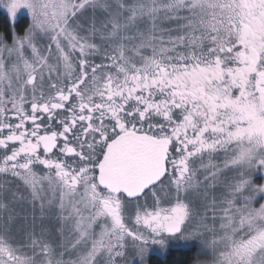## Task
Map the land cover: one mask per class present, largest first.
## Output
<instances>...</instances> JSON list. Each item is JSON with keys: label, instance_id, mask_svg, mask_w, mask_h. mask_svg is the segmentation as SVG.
<instances>
[{"label": "snow or ice", "instance_id": "obj_1", "mask_svg": "<svg viewBox=\"0 0 264 264\" xmlns=\"http://www.w3.org/2000/svg\"><path fill=\"white\" fill-rule=\"evenodd\" d=\"M0 8V264H264V0Z\"/></svg>", "mask_w": 264, "mask_h": 264}, {"label": "rangeland", "instance_id": "obj_2", "mask_svg": "<svg viewBox=\"0 0 264 264\" xmlns=\"http://www.w3.org/2000/svg\"><path fill=\"white\" fill-rule=\"evenodd\" d=\"M0 11L2 13H4V15L7 17L8 21H10L12 26L17 22L16 21L17 18H26L29 21V24H30V16H29V13H28V11L26 9L21 8L20 10H18L14 19H10L9 14L6 11V9L0 8ZM225 173H228L229 177H231L233 175V173L231 171H226ZM257 174H263L264 175V168H261V167L258 166L256 170H253V172L251 173V176H250L251 184H253V180L257 176ZM201 179H202V177H201ZM262 185H264V183ZM219 191H220V189H216V193L217 194L219 193ZM260 194L262 196H264V192H259L256 195H260ZM256 202H257V198L255 196V199L252 202V206L253 207H254V204ZM197 204L199 205V201H197ZM261 204H264V200H263V202ZM261 204L257 205L254 208H259L261 206ZM28 211H29V213L31 211V206L30 205L28 206ZM210 224H211V221H210ZM216 227L219 228V219H217V221H216ZM209 240H211V236H209ZM181 246H186L188 248L194 247L197 256H199V264H212V254H211V252L209 250H207V249H203V246L201 245V243L198 240L194 239V240H191V241H188V242L180 241V242H177V243L176 242H172L169 245L168 249H170V248H178V247H181ZM154 252H157V254L161 255V256H163L165 254V252H161V250L159 248H155ZM196 259H197V257H196ZM194 264H197L196 260H195Z\"/></svg>", "mask_w": 264, "mask_h": 264}, {"label": "trees", "instance_id": "obj_3", "mask_svg": "<svg viewBox=\"0 0 264 264\" xmlns=\"http://www.w3.org/2000/svg\"><path fill=\"white\" fill-rule=\"evenodd\" d=\"M29 26V21L26 18H20L18 23L14 25V31L17 34H23L24 30ZM10 21L0 12V32L8 33ZM197 254L193 249H170L163 256H150L148 264H193Z\"/></svg>", "mask_w": 264, "mask_h": 264}, {"label": "flooded vegetation", "instance_id": "obj_4", "mask_svg": "<svg viewBox=\"0 0 264 264\" xmlns=\"http://www.w3.org/2000/svg\"><path fill=\"white\" fill-rule=\"evenodd\" d=\"M1 12V11H0ZM2 13V12H1ZM3 15H4V13H2ZM20 18H17V22L14 24V25H16L17 23H18V20H19ZM14 25L12 26L11 25V23H10V27L8 28V33L6 34V33H4V32H0V36H4L6 39H8L7 40V42L8 43H11V38H12V36L13 35H19V34H17L15 31H14ZM205 162H207V161H205ZM214 163H216V164H219V165H221V166H223L222 164H223V153H220L217 157H216V159L213 161ZM196 167H198L199 166V164L197 163V165H195ZM225 175L226 176H228V173H225ZM264 183V175L263 174H257V176L254 178V180H253V184L254 185H256V186H261L262 184ZM256 198H257V202L254 204V207H256L257 205H260L262 202H263V200H264V196H262L261 194L260 195H256ZM155 248H158V247H153V248H151L150 249V251H149V254H148V259H149V257L150 256H160V255H158L157 254V252H154V249ZM194 247H192V248H188V247H186V246H181V247H178V248H170V249H177V250H181V249H185V250H187V249H193ZM170 249H168V250H166V251H164L165 253L167 252V251H169ZM195 250V249H194ZM195 262V261H194ZM194 264V263H193Z\"/></svg>", "mask_w": 264, "mask_h": 264}]
</instances>
